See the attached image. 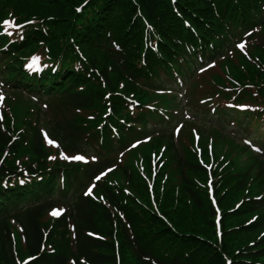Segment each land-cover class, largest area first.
<instances>
[{
  "label": "trees",
  "instance_id": "obj_1",
  "mask_svg": "<svg viewBox=\"0 0 264 264\" xmlns=\"http://www.w3.org/2000/svg\"><path fill=\"white\" fill-rule=\"evenodd\" d=\"M10 26L21 32L0 36L1 71L16 85L26 86L25 59L40 55L36 60L50 68L45 74L48 87L40 83V91L53 101L56 120H63L50 134L66 153L93 142L102 154H115L136 125L146 126L150 117L162 120L160 107L175 104L173 96L154 90L168 83L180 88L176 82L181 78L188 97H197L196 105H209V99L220 97L229 70L233 79L228 87L236 102L247 101L254 110L241 113L234 108L231 120L240 115L236 125L244 132L264 124V41L249 59L240 56L232 69L220 62L219 69L198 75L191 89L185 84L211 61L231 55V47L246 34L252 44L257 35H264V0H0V33L12 30ZM226 61L235 64L228 57ZM32 87L27 89L35 90ZM223 109H215L213 115L218 117ZM25 119L18 128H30L31 152L22 163H17V154L23 159L28 153L20 151L24 144L11 120H0V264H18L27 256L35 257L32 264H63L66 257L59 255H67L72 246L91 264H116L115 251L118 264H227L228 259L230 264H264V166L251 176L249 167L224 159L215 147L211 171L222 210L221 238L206 187L208 171L193 154L189 155L195 162L184 165L181 180L164 185L157 180L152 195L149 180L136 165L121 166L119 172L132 191L129 197L115 194L104 183L97 192L106 195L108 206L78 195L73 205L63 202L70 205L66 217L49 221L52 201L45 200L34 211L21 209L14 200L24 203L32 194L3 187L17 179L33 182L46 177L55 182L59 177L54 162L47 159L53 149L28 123L29 117ZM62 166L64 195L82 173H96L92 166ZM14 207L23 220L24 242L11 237L7 213ZM127 228L130 234L124 235Z\"/></svg>",
  "mask_w": 264,
  "mask_h": 264
},
{
  "label": "snow or ice",
  "instance_id": "obj_2",
  "mask_svg": "<svg viewBox=\"0 0 264 264\" xmlns=\"http://www.w3.org/2000/svg\"><path fill=\"white\" fill-rule=\"evenodd\" d=\"M237 47L242 48V47H243V44H239V45H237ZM0 99H2V95H0ZM48 142H49V143H53L52 140H49ZM66 158H67V157H66ZM71 159H75V160H83L84 157H82V156H74V157H71ZM99 178H100L99 176L96 177V179H99ZM86 194H87V193H86ZM61 211H62V210H61ZM52 214H53V215H57L58 213L54 211Z\"/></svg>",
  "mask_w": 264,
  "mask_h": 264
},
{
  "label": "rangeland",
  "instance_id": "obj_3",
  "mask_svg": "<svg viewBox=\"0 0 264 264\" xmlns=\"http://www.w3.org/2000/svg\"><path fill=\"white\" fill-rule=\"evenodd\" d=\"M207 122H208V123H212V121H210V120H207Z\"/></svg>",
  "mask_w": 264,
  "mask_h": 264
}]
</instances>
